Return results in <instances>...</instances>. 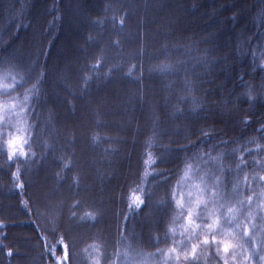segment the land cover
I'll return each mask as SVG.
<instances>
[{"label": "trees", "instance_id": "16d2710c", "mask_svg": "<svg viewBox=\"0 0 264 264\" xmlns=\"http://www.w3.org/2000/svg\"><path fill=\"white\" fill-rule=\"evenodd\" d=\"M261 123L264 0H0V264H57L65 244V264H180L168 250L192 241L166 193L215 171L209 153L259 194L235 163L264 161ZM27 124L29 155L10 163L8 134ZM235 252L229 264H254Z\"/></svg>", "mask_w": 264, "mask_h": 264}, {"label": "snow or ice", "instance_id": "6c2138e0", "mask_svg": "<svg viewBox=\"0 0 264 264\" xmlns=\"http://www.w3.org/2000/svg\"><path fill=\"white\" fill-rule=\"evenodd\" d=\"M121 24H123V20H121ZM5 62H7V60ZM45 76L46 73H40L37 77L36 84H34L30 90L33 95L40 92V85L43 84ZM26 102L27 96L25 97L24 103L12 105L13 110H18L16 114L18 117H21V122L22 118L27 116L30 108V105L26 106ZM13 127L15 126L9 124V128ZM32 130L33 126L27 124V126L23 128L16 127V135L9 132L6 143L10 149V151L7 152V158L10 163L13 162L14 157L17 161H19L21 156L25 158L28 157L29 153L20 151L19 148L20 146H30L26 134ZM258 131L264 133V123H261V127ZM20 132H24L25 135L20 136ZM2 138L3 133L0 132V139ZM260 139L264 140V135H262ZM251 142H255V140ZM221 143L226 144L227 141L222 140ZM194 146L195 145H193V147ZM235 151L236 150L233 151L234 156ZM260 151H264V147H261ZM31 155L34 156L35 153ZM205 155L209 156L208 163L214 162L216 170H209L202 177L197 174L196 179H198L200 183L194 185L196 189L195 196L191 190H189L186 196L183 191L179 193L175 191L166 193V196L169 198V205H175L187 222L185 226H182L184 231L181 235L187 234L190 242L193 240L195 241L191 242L190 254L188 245L185 244L179 251L176 247L170 248L167 255L175 254V260L179 261L180 264H198L200 256H198L197 251L200 249L207 264H213V262L214 264H229L230 260H237L235 249L239 248L241 249L239 255L243 256L245 252L247 253V256H244L245 260L254 262V264H264V215L257 217L254 215L253 209V196H256V199L259 201L256 208L264 211V174H261L264 173V161L253 158L250 162L243 156L236 157L235 171L237 173L249 166L253 168L251 176L249 177L248 174H245L243 182L247 184L248 180L251 179V181L257 183L261 188L260 193L257 194L255 189L252 188H246L245 191L242 192L240 187L241 181L238 177H233L232 179L228 178L227 173L233 171V169L231 167H225L223 163L220 162L222 157L212 158L209 153H205ZM249 155H251L250 151ZM195 159L202 160L203 158L197 156ZM65 167H68V165L65 164ZM191 168V165H186L185 174L181 179H191L188 175ZM157 175L163 176L164 173L161 172ZM13 177L18 181V177H16L15 173ZM229 184H231V189L228 187ZM23 186V183H20V187L23 188ZM137 191H140V189L137 188ZM247 192H252L253 194L247 195ZM177 195H179V199H177ZM149 198L147 194H145L144 199L133 195L135 207L143 211L148 207ZM78 204L79 202L74 204L73 207H77ZM129 207H133V205L130 204ZM72 216L75 217L76 213L73 212ZM256 219H259L260 224L251 223ZM196 221H200V223ZM222 222L231 229L228 235L237 241L236 244L233 245L224 240H217V236L224 231L221 226ZM248 224H250V228L247 226ZM197 229L203 230V238H201V233L196 231ZM62 240L63 237L61 236V241ZM221 245L223 246V253L225 255H221ZM67 247L68 246L65 244L64 254L62 257L58 258L57 264H65V262L70 259ZM213 247H215V251H212ZM230 248L233 249V252L229 255ZM204 249H208V252L204 253ZM159 251L161 256L166 255L163 250ZM9 255H11V253H9ZM181 255H183V261H181ZM137 264H139V262H137Z\"/></svg>", "mask_w": 264, "mask_h": 264}, {"label": "rangeland", "instance_id": "374dc122", "mask_svg": "<svg viewBox=\"0 0 264 264\" xmlns=\"http://www.w3.org/2000/svg\"><path fill=\"white\" fill-rule=\"evenodd\" d=\"M182 15L184 16V13L183 12H182ZM183 16H181V17H183ZM185 25L186 24H181L178 27H182L183 28V27H185ZM77 31H78V33H76V31H73L71 33L73 35L71 36L70 39H68V41H69L70 44H69V46L67 45V52H68V55L67 56L71 55V53H73L75 51L74 49L76 48V46L74 44V37L77 36V38H78L79 35H81L80 32H82V30L81 29H78ZM66 38H67V36L65 37V39ZM72 50H74V51H72ZM70 51H72V52L70 53ZM67 56H63V59L61 60V62L63 64L62 66L66 65V63H67L66 57ZM194 180L195 181H191L187 185L188 192H189V190H191L193 192V194L196 193V189H195L194 185L200 183V181L198 179H194ZM221 226L223 227L224 231H223V233H221L220 235L217 236V240L220 239V240H224V241H226L228 243H231V236L228 235V232L231 231V229L228 227V225L223 224V222H222ZM202 237H203V234H202ZM192 242H195V241L193 240ZM85 248L88 251H90V252H92L94 250V246L93 245H90L89 243L85 245ZM198 256H201V254L199 253ZM90 263L91 264H98L95 258H91L90 259ZM146 263L147 264H151L150 262L146 261V259H145V263L144 264H146ZM115 264H123V263L118 260L117 263L115 262ZM152 264H157V263H152Z\"/></svg>", "mask_w": 264, "mask_h": 264}]
</instances>
